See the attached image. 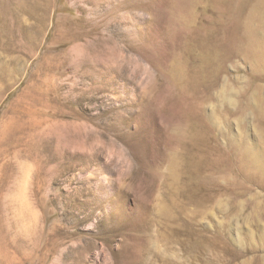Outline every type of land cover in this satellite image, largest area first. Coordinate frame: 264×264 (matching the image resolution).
<instances>
[{"label":"rangeland","instance_id":"obj_1","mask_svg":"<svg viewBox=\"0 0 264 264\" xmlns=\"http://www.w3.org/2000/svg\"><path fill=\"white\" fill-rule=\"evenodd\" d=\"M257 257L264 0H0V264Z\"/></svg>","mask_w":264,"mask_h":264},{"label":"bare ground","instance_id":"obj_2","mask_svg":"<svg viewBox=\"0 0 264 264\" xmlns=\"http://www.w3.org/2000/svg\"><path fill=\"white\" fill-rule=\"evenodd\" d=\"M248 152V151H247ZM250 152V151H249ZM248 154V153H247ZM249 155V154H248ZM249 156H252L253 157V155H249ZM256 160H258V159H256ZM260 160V159H259ZM263 161V160H262ZM256 163L258 164V162L256 161ZM262 164H263V162H262ZM259 165H260V163H259ZM260 167V166H259ZM242 168L243 169H247V167L246 166H244V165H242ZM257 167H255V169H256ZM248 170V169H247ZM249 172V171H248ZM255 177V176H254ZM256 261H257V264H261V259L259 258V257H257L256 258ZM262 264H264V261H263V263Z\"/></svg>","mask_w":264,"mask_h":264}]
</instances>
